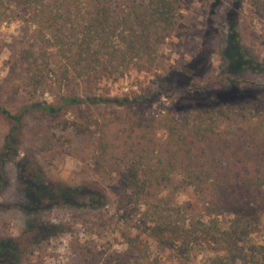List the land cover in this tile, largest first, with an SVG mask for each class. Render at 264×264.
Listing matches in <instances>:
<instances>
[{
  "label": "trees",
  "instance_id": "trees-1",
  "mask_svg": "<svg viewBox=\"0 0 264 264\" xmlns=\"http://www.w3.org/2000/svg\"><path fill=\"white\" fill-rule=\"evenodd\" d=\"M207 1L212 14L221 5L219 49L228 81L242 83L230 73L235 64L264 72V65L245 50L241 36L249 12L246 18L263 31L259 38L264 48V0ZM189 2L0 0V25L20 23L0 87V116L10 125L0 149V194L5 196L9 181L5 166L15 162L19 207L34 221L36 214L59 206L97 215L111 203L105 187L60 188L46 180L32 155L25 152L20 158L26 120L32 115L50 123L59 119L60 130L92 141V169L121 189L114 203L121 222L117 232L126 248L104 254L83 245L81 252L90 264H191L197 252L206 253L203 264H264V244L257 240L264 211V161L250 162L255 150L264 148V98H218L178 113L175 107L149 111L157 93L148 87L131 96L95 92L102 82H117L132 70L161 69L162 49L175 46ZM189 85L194 94L212 93ZM5 91L10 97H3ZM46 95L52 100L44 99ZM176 179L174 193L189 187L204 194L259 193L263 208L255 214L226 216L211 205L178 204L173 195H162ZM84 190L92 201H82ZM82 221L93 226V232L113 223L96 228L91 220ZM50 225L58 229L67 224ZM20 262L15 243L0 239V264Z\"/></svg>",
  "mask_w": 264,
  "mask_h": 264
},
{
  "label": "rangeland",
  "instance_id": "rangeland-1",
  "mask_svg": "<svg viewBox=\"0 0 264 264\" xmlns=\"http://www.w3.org/2000/svg\"><path fill=\"white\" fill-rule=\"evenodd\" d=\"M211 12L207 0H190L189 5L182 11V22L177 36L173 39L175 46L168 45L162 49L164 60L161 69L153 72L132 70L117 82H102L95 87V92L108 96H131L148 87L157 93L149 111L165 112L168 108L175 107L179 109L178 113L193 106L207 105L218 98L231 101L264 98V72L242 70L235 64L230 73L233 79L242 83L238 85L228 81V72L224 69L225 62L219 49L223 38L221 5H218L213 14ZM249 15V12L245 14L241 25L242 42L247 53L264 65V48L259 38L263 31L253 27L251 19L246 18ZM209 26L214 30L209 29ZM19 31V22L0 25V87L8 74ZM191 61L193 63L189 67H184L185 63ZM190 83L191 88L206 87L212 89V93L194 94L188 90ZM83 89L82 85L80 90ZM4 96L10 97L6 91ZM44 99L51 101L52 96L46 95ZM101 108L108 111L106 105ZM58 122L59 119L50 123L35 115L29 116L26 120L24 143L20 147V158H23L25 152L28 156L32 155L46 180L60 188L70 189L86 185L105 187L110 193L111 203L101 212H97V215H88L69 207H54L36 214L38 221H34L30 214L19 207L22 196L16 164H7L5 173L9 180L8 186L5 196L0 194V239L15 243L20 251V264H90L87 256L81 252L83 245L95 247L97 252L104 254L120 253L126 248L125 240L117 232L121 222L118 220L120 213L117 203H114L121 195V189L92 169V141L60 130ZM9 126L8 121L0 116V149ZM253 156L251 163H262L264 148L258 147ZM177 182L176 179L162 195H173L178 204H192L196 207L211 205L226 216L238 212L255 214L263 208L258 204L259 193L217 190L204 194L193 187L174 193ZM81 199L86 203L92 201L93 196L84 190ZM86 219L91 220L96 228L102 222L107 221L108 225L113 223L106 228L101 227L99 232H93V226L82 223ZM62 222L67 225L58 229L47 227ZM260 230L257 240L264 244V211ZM165 256L169 257V251H166ZM205 259L206 253L197 252L192 257L191 264H203ZM167 263L178 264L175 260Z\"/></svg>",
  "mask_w": 264,
  "mask_h": 264
}]
</instances>
